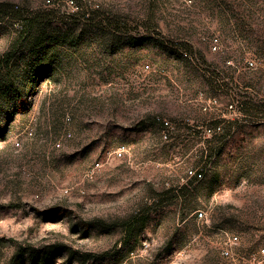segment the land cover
<instances>
[{
  "label": "rangeland",
  "instance_id": "1",
  "mask_svg": "<svg viewBox=\"0 0 264 264\" xmlns=\"http://www.w3.org/2000/svg\"><path fill=\"white\" fill-rule=\"evenodd\" d=\"M72 1L0 0V264L264 242V0Z\"/></svg>",
  "mask_w": 264,
  "mask_h": 264
},
{
  "label": "built area",
  "instance_id": "2",
  "mask_svg": "<svg viewBox=\"0 0 264 264\" xmlns=\"http://www.w3.org/2000/svg\"><path fill=\"white\" fill-rule=\"evenodd\" d=\"M69 3H73L69 0ZM212 49L217 48V39L214 38L212 41ZM248 68H253L255 63L253 60L248 59L245 61ZM164 127L169 125V122L163 121ZM122 150H118L117 154L121 155ZM98 166V164H96ZM188 176L191 178H200L202 173L197 170H188ZM195 215L198 219L204 216L202 210H197ZM219 254L222 259L225 260L226 264H264V242L252 245L248 248L243 249L241 239L237 233L224 232V238L219 247Z\"/></svg>",
  "mask_w": 264,
  "mask_h": 264
}]
</instances>
